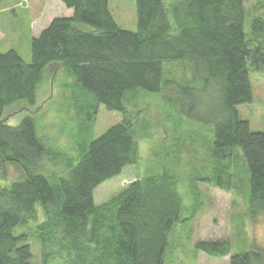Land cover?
<instances>
[{
	"label": "trees",
	"instance_id": "16d2710c",
	"mask_svg": "<svg viewBox=\"0 0 264 264\" xmlns=\"http://www.w3.org/2000/svg\"><path fill=\"white\" fill-rule=\"evenodd\" d=\"M58 1L72 17L53 19L31 40L29 64L14 50L0 53V181L10 168L18 174L0 186V264H163L183 213L193 220L200 211L198 182L241 193L245 222L264 221V133L251 132L237 110L253 102L250 73L264 77V19L248 17L247 39L246 0H135L137 31L130 33L114 22L110 0ZM166 63L181 64L183 78L167 77ZM46 72L49 80L61 72L72 79L67 89L83 104L80 117L69 118L66 150L38 136L34 115L6 125L8 110L36 105ZM143 93L162 94L178 115L213 125L209 157L188 179L187 210L179 150L162 146L160 171L94 204L98 186L138 164L145 134L128 107ZM99 106L122 121L92 139ZM159 107L166 123L170 111ZM172 133L177 142L179 132ZM194 249L213 258L231 253L224 240L197 241ZM229 264H264V249L232 255Z\"/></svg>",
	"mask_w": 264,
	"mask_h": 264
},
{
	"label": "rangeland",
	"instance_id": "374dc122",
	"mask_svg": "<svg viewBox=\"0 0 264 264\" xmlns=\"http://www.w3.org/2000/svg\"><path fill=\"white\" fill-rule=\"evenodd\" d=\"M244 7V32L246 38L251 39L248 37V17L252 19L259 16L264 19V0H246ZM108 10L120 29L130 33L137 31L135 0H110ZM71 14L72 10L66 9L58 0H3L0 3V53L14 50L29 64L31 40L46 29L53 19L68 18ZM172 65L175 63L164 64V72L167 73L166 70ZM178 65L170 67L168 71H173V74L167 77L178 81L183 78V72ZM50 75L46 72L44 80L38 86L36 105H20L8 110L6 125L16 127L25 116L34 115L38 136H45L52 145L66 150L70 147V136L73 133L69 118H79L80 116L76 115H80L83 104L78 102L77 94L74 95L72 90L67 89V86L73 83L72 79L65 77L61 72L54 80H49ZM250 81L253 102L240 105L237 110L240 118L248 122L251 132L264 133V77L251 72ZM169 101L162 94L143 93L138 97L135 108L133 105L128 107L133 114H139L140 134H145L149 139H144L145 135L138 139L139 161L136 166L127 167L118 177L95 189L93 197L96 206L107 202L135 180L160 171L159 167L165 159L162 149L164 147L171 151L179 150V163L175 168L179 172L178 192L185 209L190 207L188 179L192 170L196 171L209 157L208 147L213 140V125H204L182 113L178 115L172 110L173 105ZM158 105L170 111L166 123L165 114ZM121 121L120 113L110 112L104 106H99L92 139L99 138ZM172 132H179L177 142L173 140L175 135ZM237 152L241 156V152ZM241 164L243 162L240 158L235 168L238 170ZM47 166L50 170L54 169L53 166ZM238 171L242 173L241 168ZM17 177L15 170L10 168L6 176L7 181H0V186ZM197 191L200 194V211L193 220H187L188 215L183 213L182 218L186 221L176 224L171 231L163 264H229L232 255L246 253L252 247L264 249V221L245 222V200L241 193L223 192L202 182L197 183ZM214 240L228 241L231 247L230 255L213 258L195 251L194 244L197 241ZM32 246L34 257L39 261L38 248L34 244Z\"/></svg>",
	"mask_w": 264,
	"mask_h": 264
},
{
	"label": "crops",
	"instance_id": "0c3cea01",
	"mask_svg": "<svg viewBox=\"0 0 264 264\" xmlns=\"http://www.w3.org/2000/svg\"><path fill=\"white\" fill-rule=\"evenodd\" d=\"M72 14H73V12H72ZM72 14H71V16H70V17H68V18H71V17H72Z\"/></svg>",
	"mask_w": 264,
	"mask_h": 264
}]
</instances>
